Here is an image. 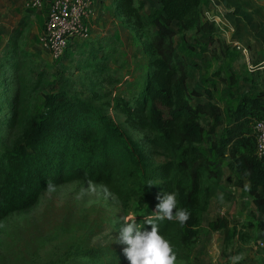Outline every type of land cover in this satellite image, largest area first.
I'll return each mask as SVG.
<instances>
[{
    "label": "trees",
    "instance_id": "1",
    "mask_svg": "<svg viewBox=\"0 0 264 264\" xmlns=\"http://www.w3.org/2000/svg\"><path fill=\"white\" fill-rule=\"evenodd\" d=\"M157 3L146 11L143 0L138 4L136 0H113L115 17L147 59L134 92L116 98L115 110L138 134L137 140L95 104L104 94L94 90L92 98L82 97L62 78L57 87L46 90L32 53L15 41L2 50L0 222L36 207L49 190V181L54 189L72 182L102 185L141 225L156 216L159 196L176 191L178 207L190 215L183 225L176 219H164L159 229L174 246L176 260H185L220 190L222 167L227 162L230 171L248 179L255 207L263 216L260 225H264V163L256 155L255 135L256 122L264 118V88L244 93L223 118L210 89L189 88L188 58L175 41L177 35L185 38L195 32L204 36L200 47L215 42L218 30L205 16L210 0ZM114 41L111 38L109 43ZM87 46L88 58L79 66L98 88L105 78H111L106 76L109 53L89 38L72 41L65 55ZM68 69L64 67L59 77L64 78ZM226 223L218 218L209 227L218 231ZM72 257L84 258L85 264H114L105 261L97 248L76 250Z\"/></svg>",
    "mask_w": 264,
    "mask_h": 264
},
{
    "label": "rangeland",
    "instance_id": "2",
    "mask_svg": "<svg viewBox=\"0 0 264 264\" xmlns=\"http://www.w3.org/2000/svg\"><path fill=\"white\" fill-rule=\"evenodd\" d=\"M34 15V20L25 21L24 26L14 30L20 33L13 41L34 55L32 59L43 72L42 82L46 90L57 87L62 78L82 97L92 98L94 90L99 95L104 94L95 104L134 139H139L115 110L116 98L134 92L147 65L137 40L129 32L125 44L109 43L110 36H93L90 32L89 38L110 55L106 76L116 80L110 82L111 78H105L104 83L96 88L89 77L84 76L86 73L82 67L90 46L80 51L71 50L60 62L53 60L41 41V35L36 34L41 30L42 16ZM261 30L264 31V27ZM250 31L253 32V28ZM247 35L250 33L244 38ZM203 39V35L195 32L187 33L185 38L175 37L177 46L188 58V70L191 71L190 66L196 70L189 76V88L200 92L210 89L223 118H226L227 110L233 108L244 93L261 88L258 85L264 82V72H258L257 76L252 74L242 52L222 35L210 47L199 46ZM195 43L198 51L189 48ZM263 46L261 44V48ZM64 67L69 69L63 74L64 78L59 77ZM245 77L252 79L246 81ZM207 148L205 144L204 149ZM222 168L220 190L203 216L197 239L187 249L188 258L176 260L175 264H264L262 251L256 248L264 230V225H260L263 216L258 213L254 197L249 192L250 183L244 176L230 171L227 162ZM129 213L134 217L135 214L130 209L124 210L117 197L102 185L72 182L45 191L32 210L13 214L0 222V264H85L84 258L73 259L72 253L86 248L102 250L105 261L123 264L128 261L123 253L127 245L120 242L119 231ZM218 218L226 221L227 226L214 231L209 223Z\"/></svg>",
    "mask_w": 264,
    "mask_h": 264
},
{
    "label": "crops",
    "instance_id": "3",
    "mask_svg": "<svg viewBox=\"0 0 264 264\" xmlns=\"http://www.w3.org/2000/svg\"><path fill=\"white\" fill-rule=\"evenodd\" d=\"M29 1L0 0V53L13 41L14 30L19 26H24L25 21L34 20V13L42 16L41 30L36 32L38 36L42 35L48 9L53 0H43V6L36 10L30 9ZM139 1L141 0H136V4ZM143 1L146 3V11L158 6L157 0ZM262 5L264 2L262 4L258 0H210V7L205 11L206 19L213 22L218 30L215 42H218L222 35L228 43L236 47L240 46L241 49L238 50L245 57L249 71L252 74L256 73V76L259 74L258 72H264V51H262L264 46L261 48V44L264 45V31L261 30V27H264V6L262 7ZM32 11L34 12L32 13ZM31 14L33 15L31 16ZM250 28H253V32L250 31ZM90 30L93 36L107 35L121 45L125 44L126 35L129 34V30L121 19L114 15L113 0L96 1L94 15L90 21ZM248 33L250 35L244 38ZM131 37L133 38L132 35ZM194 47L198 51L196 43ZM251 67L255 69L251 70ZM190 69L189 76L196 72L195 68L191 66ZM250 79L252 78L244 80L251 81ZM258 87L264 88V82L261 81Z\"/></svg>",
    "mask_w": 264,
    "mask_h": 264
},
{
    "label": "built area",
    "instance_id": "4",
    "mask_svg": "<svg viewBox=\"0 0 264 264\" xmlns=\"http://www.w3.org/2000/svg\"><path fill=\"white\" fill-rule=\"evenodd\" d=\"M97 0H53L44 22L41 41L55 61H60L74 40H88L90 21L94 15ZM29 6L40 9L43 0H30ZM237 49H241L237 46ZM243 51H246L243 49ZM255 69L251 67V70ZM256 155L264 163V118L255 124ZM256 248L264 258V230L257 240Z\"/></svg>",
    "mask_w": 264,
    "mask_h": 264
},
{
    "label": "clouds",
    "instance_id": "5",
    "mask_svg": "<svg viewBox=\"0 0 264 264\" xmlns=\"http://www.w3.org/2000/svg\"><path fill=\"white\" fill-rule=\"evenodd\" d=\"M47 187L52 190L55 185L49 181ZM158 199L154 218L144 220L141 225L129 213L120 227L119 240L127 245L123 248V253L130 264H175L174 246L160 232L159 222L164 219H176L183 225L190 213L186 208L178 207L179 200L176 191L165 192ZM146 225H151V227L148 228Z\"/></svg>",
    "mask_w": 264,
    "mask_h": 264
}]
</instances>
